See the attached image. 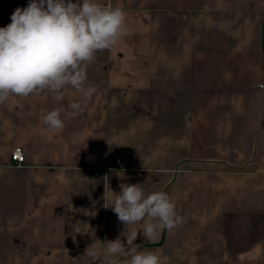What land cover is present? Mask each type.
<instances>
[{
  "label": "crops",
  "instance_id": "0c3cea01",
  "mask_svg": "<svg viewBox=\"0 0 264 264\" xmlns=\"http://www.w3.org/2000/svg\"><path fill=\"white\" fill-rule=\"evenodd\" d=\"M98 2L124 9L130 35L96 54L92 99L0 104V264H127L103 245L147 222L125 229L104 207L122 183L168 193L185 218L138 233L161 264H264V0ZM28 3L0 0V27ZM52 109L63 129L43 124Z\"/></svg>",
  "mask_w": 264,
  "mask_h": 264
},
{
  "label": "clouds",
  "instance_id": "9594fccd",
  "mask_svg": "<svg viewBox=\"0 0 264 264\" xmlns=\"http://www.w3.org/2000/svg\"><path fill=\"white\" fill-rule=\"evenodd\" d=\"M10 19L11 23L0 27V104L12 96L49 93L61 101L68 87L81 92L82 100L90 101L96 89L85 88V83L96 54L110 51L130 35L124 9L98 0H29L26 7L16 8ZM70 107L74 116L83 112L78 101ZM43 124L50 131L63 129L61 111H47ZM120 189L118 193L111 190V205L106 206L104 199V207L116 214L125 229L147 222L140 230L121 233L126 244L120 238L103 242L106 253L123 255L127 264H161L159 255L134 243L138 233L152 240L164 230L178 228L185 218L164 191L146 194L140 184L124 183Z\"/></svg>",
  "mask_w": 264,
  "mask_h": 264
},
{
  "label": "built area",
  "instance_id": "2783aa9c",
  "mask_svg": "<svg viewBox=\"0 0 264 264\" xmlns=\"http://www.w3.org/2000/svg\"><path fill=\"white\" fill-rule=\"evenodd\" d=\"M12 161L15 163L16 166L20 167L22 166L26 161V156L21 148H16L12 152ZM116 169L123 170L125 169V163L123 160H117L115 162ZM106 171L109 170L108 168L105 169ZM95 177H98L97 173H94Z\"/></svg>",
  "mask_w": 264,
  "mask_h": 264
}]
</instances>
